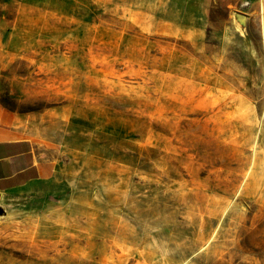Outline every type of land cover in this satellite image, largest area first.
I'll list each match as a JSON object with an SVG mask.
<instances>
[{"label":"rangeland","instance_id":"obj_1","mask_svg":"<svg viewBox=\"0 0 264 264\" xmlns=\"http://www.w3.org/2000/svg\"><path fill=\"white\" fill-rule=\"evenodd\" d=\"M15 116L0 264H264V0H0Z\"/></svg>","mask_w":264,"mask_h":264},{"label":"crops","instance_id":"obj_2","mask_svg":"<svg viewBox=\"0 0 264 264\" xmlns=\"http://www.w3.org/2000/svg\"><path fill=\"white\" fill-rule=\"evenodd\" d=\"M16 1L20 5L23 2ZM19 120L21 118L15 116L11 119V126L0 124V193L21 188L42 175L32 141L19 135L21 131L14 124Z\"/></svg>","mask_w":264,"mask_h":264}]
</instances>
